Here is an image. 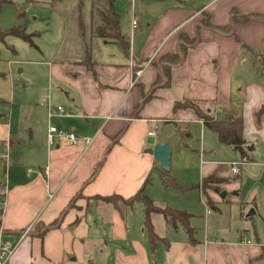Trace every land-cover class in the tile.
Wrapping results in <instances>:
<instances>
[{
    "label": "crops",
    "instance_id": "obj_1",
    "mask_svg": "<svg viewBox=\"0 0 264 264\" xmlns=\"http://www.w3.org/2000/svg\"><path fill=\"white\" fill-rule=\"evenodd\" d=\"M128 1L130 8L119 0L115 4L127 51L98 33V28L107 27L100 2L53 0L59 28L42 46L44 60H28L41 71L29 67L28 77L18 81L10 60L0 61V153L6 142L12 145L8 163L0 161V198L5 200L0 207V244L15 247L7 264H264V236L245 218L252 207L258 213L264 200V115L260 122L256 118L264 86L244 48L261 49L264 20L250 17L231 25L232 13L263 16L264 0ZM175 55L181 58L177 63L172 61ZM184 100L195 101L218 118H243L250 159L226 144L228 159L240 162V174L230 170L233 181L224 178L216 150L203 163L199 180L178 173L174 177L183 185H197L193 192L206 191V177L222 179L210 189L220 192L228 185L222 196L231 197L241 216L232 213L235 225L228 233L213 225L221 216L211 209L218 204L217 193L208 195L209 202L198 201L197 193L174 200L150 194L164 206L190 212L195 230L192 241L181 224L174 226L154 213L151 221L158 239L153 244L146 210L138 207L137 216L130 210L139 202L118 208L97 197L132 196L145 190L155 169L162 174L160 162L148 152L151 136L155 143L171 142L175 168L180 164L175 152L194 124L202 133L203 156L211 129L194 109L174 110L175 102ZM58 105L71 115H57ZM51 124L91 138L92 144L87 149L65 142L50 145ZM199 211L203 225L194 220ZM28 226L30 234L21 239Z\"/></svg>",
    "mask_w": 264,
    "mask_h": 264
},
{
    "label": "rangeland",
    "instance_id": "obj_2",
    "mask_svg": "<svg viewBox=\"0 0 264 264\" xmlns=\"http://www.w3.org/2000/svg\"><path fill=\"white\" fill-rule=\"evenodd\" d=\"M52 1L53 0H11V2H7L2 5L0 11V29L6 30L13 27H20L25 30V33L33 35L32 38L35 43V45H31L27 40L14 34L5 35L0 38V61L2 63L4 61L8 63V61L10 60V65L14 68L15 73L18 74V76L15 77L18 81L25 80V78L28 77V75L30 74L29 67H31V72H35L36 69L37 71H41V66H29L28 63L30 62L28 60H44L42 59L44 55L41 56V49L44 47L49 34L55 33L59 28V26L57 25V19L55 18L56 15L53 9V5H51ZM36 2H42L43 5H35ZM119 2H121L123 6H125V8H130L131 6V1L119 0ZM254 48L257 49V47ZM260 48L262 51H264V42L262 43ZM30 52L33 54H31ZM246 52L248 51L246 50ZM248 53L250 54V52ZM5 66L8 68L7 64H5ZM24 67L26 68L25 73L23 72L19 74V68ZM7 77L8 79H10V75H7ZM16 88L20 90V92L21 90H23V88L18 85L16 86ZM188 131L190 132V135L188 137H185V140L183 142L179 139V136L177 134L176 143L178 141L180 143L181 141L182 147L177 150V152H175V155H177V153L179 152L180 164L175 165L174 168V164L171 162V170L168 172L169 174L172 172L173 176L171 177H176L175 174L178 173L186 174V180H199L201 171L204 167L203 163L205 162V160L213 158L216 150L219 151V157H217L216 160L224 169V178H226L227 181H233V178L230 177L229 174L231 170V164L235 162H232L230 161V159H228L230 157V152L227 149L230 148L226 144H221L218 140L217 135L212 132L213 130H209L210 132L208 133L212 138H209V148L205 149L206 151L203 152L204 154L201 157L200 149L202 133L200 132L198 126L196 127L194 124L188 129ZM215 145H217L219 149L222 147L223 150H226H219L215 148ZM212 147L214 150L212 149ZM227 161L230 162L227 163ZM242 167H244V165H242ZM177 182H179L178 179ZM183 186L185 187L184 190H181L179 188L166 187L162 178V174H160L159 170L155 169L151 174L150 181L147 183L144 193L148 196H150V194L158 196L157 194H159V200H162L163 195L170 196V199L174 200L180 195L192 196L197 193L198 201L202 200L201 202H205L209 200L208 195H210V193L213 191L218 194V204L212 205L213 208L211 209L213 213L221 215L217 222H213V225L217 226L219 229H223V231L227 229L226 231L229 233V229H231L235 225V220H233L231 216L232 213L237 212V219H239L241 215L240 213L238 214V211H236L237 208L236 206H234L235 204L231 203V197L224 198L222 196L224 193H226V190H228V185L223 184V190H220V192H218L219 190H216L218 188L210 189V187H203L206 191H201L200 189V191L195 190L193 192L191 191V186H193V184L190 183L188 185L185 183ZM171 195L173 196V198ZM114 201L117 202L120 206H123V203L119 201L118 198H114ZM155 202L160 206L166 205L161 201L158 202L155 200ZM216 206H218L221 211L218 208H214ZM138 207H142L144 209V212L146 210L143 202L136 203L133 208H130L134 216L138 215ZM253 209L255 210V208L252 207L245 212V218L248 222L247 225H250L251 229L257 230L259 234L262 233L264 236V200L261 201L260 199L259 201L258 213L252 214L248 217L247 215ZM202 211H199L198 216L194 218V220L196 219V221L201 225L204 224V219L202 216H200V214L202 215ZM204 214L205 213H203V215ZM253 233L254 230H251V234Z\"/></svg>",
    "mask_w": 264,
    "mask_h": 264
},
{
    "label": "trees",
    "instance_id": "obj_3",
    "mask_svg": "<svg viewBox=\"0 0 264 264\" xmlns=\"http://www.w3.org/2000/svg\"><path fill=\"white\" fill-rule=\"evenodd\" d=\"M95 1L101 3L100 5L98 4L97 5L103 8V14L101 17L104 23L107 25V27L104 26L102 28H98L97 30L98 33L101 36H104L112 41L120 42L123 45L124 49L127 51L129 49V43L128 41L124 40V37L123 35H121L120 32V15L116 12V5H115L116 0H95ZM7 2H11V0H0V11L2 5ZM250 17L264 20V15L240 16L236 13H232L231 25L234 26L237 21L242 22ZM204 24L212 28L215 27L210 22H205ZM220 29L223 30L224 28H220ZM9 34L18 35L23 39L27 40L31 45H35L32 38L33 35L25 33V30L20 27H13L6 30L0 29V38ZM244 48L245 50L250 52L256 73L258 77L262 79L264 86V51H262L261 49H256L246 44L244 45ZM180 60H181L180 56L175 55L172 61L174 63H177ZM167 68H166L165 76L167 80L166 84H169L170 82L169 68L171 67L169 66ZM187 108L194 109L198 118L202 120L208 128H210L211 130L215 131L218 134L221 142L231 145L235 150L239 151L242 157L244 158V160L247 161L250 159L246 151L248 148V144L243 137L244 121L242 117L225 116L218 118L215 115H213L210 111L203 110L195 101L184 100V101L175 102L174 110L187 109ZM263 115H264V103L260 106V108L256 112V118L258 122L261 121ZM162 178L165 186L167 187L179 188L181 190L185 189V187L180 183H178L174 177H171L168 172L163 171ZM220 182H222V179H219L216 176L211 175L203 179L202 186L204 188L211 187L214 186L213 184ZM195 187H197V185L191 186V188H195ZM97 198L104 199L106 202L112 203L118 208L120 207V205L114 201V198H118V200L121 201L123 205L126 207H131L136 202H143L146 207L145 224L149 230L150 241L153 244L158 239V236L154 231L151 221L152 215L154 213L162 214L168 221L172 222L174 226H178L179 224H181L187 230L191 240L192 241L194 240L193 238H194L195 230L190 224V219L192 217V214L184 209H176L169 206L158 205L152 198H150L144 193L143 188H141L136 194L129 197H123L122 195L119 194H113L108 196H98ZM47 230L48 228L41 231L40 234L43 235Z\"/></svg>",
    "mask_w": 264,
    "mask_h": 264
},
{
    "label": "built area",
    "instance_id": "obj_4",
    "mask_svg": "<svg viewBox=\"0 0 264 264\" xmlns=\"http://www.w3.org/2000/svg\"><path fill=\"white\" fill-rule=\"evenodd\" d=\"M134 26L137 24V21L134 19L133 21ZM136 76H139L141 74V70L136 72ZM134 84V82H133ZM57 115L63 117V116H70L71 114L68 113L63 105L57 106ZM54 114L51 113L50 116H53ZM93 139L91 138H81L77 135V133L72 129L67 128H60L56 125H49L48 128V142L50 145H53L57 142L59 144L61 142L68 143L70 145L77 146L81 144L85 149H87L92 144ZM12 151V145L10 142H6L4 145V148L2 152L0 153V161L4 163L5 165L8 163L10 154ZM47 171V169H46ZM231 171L233 175L240 174V167L238 164L233 163L231 165ZM5 203V200L1 197L0 198V207H2ZM32 229V226H28L25 228L20 234V238L23 239L27 235L30 234ZM15 251V247L11 245L10 243H2L0 244V264H7L10 257L13 255Z\"/></svg>",
    "mask_w": 264,
    "mask_h": 264
},
{
    "label": "water",
    "instance_id": "obj_5",
    "mask_svg": "<svg viewBox=\"0 0 264 264\" xmlns=\"http://www.w3.org/2000/svg\"><path fill=\"white\" fill-rule=\"evenodd\" d=\"M148 142L153 145L148 152L154 154L155 159L160 162L165 172H169L171 169V142L155 143V137L153 136L149 137ZM254 212L255 210L253 209L249 214L252 215Z\"/></svg>",
    "mask_w": 264,
    "mask_h": 264
}]
</instances>
